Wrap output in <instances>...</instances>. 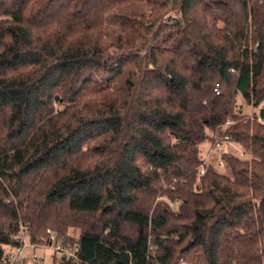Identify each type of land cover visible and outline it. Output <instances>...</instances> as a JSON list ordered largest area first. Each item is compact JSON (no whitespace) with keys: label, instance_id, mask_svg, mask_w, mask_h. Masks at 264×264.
<instances>
[{"label":"trees","instance_id":"obj_1","mask_svg":"<svg viewBox=\"0 0 264 264\" xmlns=\"http://www.w3.org/2000/svg\"><path fill=\"white\" fill-rule=\"evenodd\" d=\"M23 229L79 243L43 264H264V0H0V264Z\"/></svg>","mask_w":264,"mask_h":264},{"label":"built area","instance_id":"obj_2","mask_svg":"<svg viewBox=\"0 0 264 264\" xmlns=\"http://www.w3.org/2000/svg\"><path fill=\"white\" fill-rule=\"evenodd\" d=\"M218 146H221L220 143H218ZM220 165L223 166V162H220ZM202 172H204V169H202ZM22 238L23 244L13 248L7 254V259L10 264H26L27 261H32L34 264H43L45 262V259L42 257L43 254H38L36 249L45 252L46 249L50 248L54 253H57L58 257L78 258V252L80 250L78 242L65 245L58 242L56 235L52 234L50 240H46L44 244L37 246L27 239L25 229H23ZM27 248L30 249V253H25Z\"/></svg>","mask_w":264,"mask_h":264},{"label":"rangeland","instance_id":"obj_3","mask_svg":"<svg viewBox=\"0 0 264 264\" xmlns=\"http://www.w3.org/2000/svg\"><path fill=\"white\" fill-rule=\"evenodd\" d=\"M238 107H243V110L246 112V113H253L254 112V110H255V107L253 106V105H251V104H249V103H246V102H244L243 101V99H242V97H241V95H239L238 96ZM209 143H205L204 144V147H206V145H208ZM211 151V150H210ZM36 251H37V253L38 254H41V253H43V251H41L40 249H36ZM31 251H30V249L29 248H27L26 250H25V253H30ZM54 253V251L52 250V249H46L45 250V256H46V259L47 260H50L51 259V257H52V254ZM28 264H34L32 261H28ZM179 264H191V263H189V262H186V261H181Z\"/></svg>","mask_w":264,"mask_h":264}]
</instances>
